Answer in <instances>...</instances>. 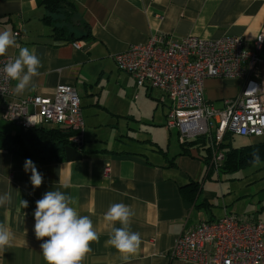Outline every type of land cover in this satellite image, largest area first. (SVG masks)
<instances>
[{
	"label": "crops",
	"instance_id": "crops-1",
	"mask_svg": "<svg viewBox=\"0 0 264 264\" xmlns=\"http://www.w3.org/2000/svg\"><path fill=\"white\" fill-rule=\"evenodd\" d=\"M69 1L90 27L92 39L55 40L52 28L42 21L46 10L38 0H0V31H20L17 43L35 49L42 62L41 75L23 92L16 90V81L11 82L12 95L53 99L59 85L72 86L81 98L85 121L81 160L34 163L43 175L39 188H33L31 173L24 171L26 159L0 146V194L12 195V204L0 207V223L15 235L12 247L0 253V264H46L40 248L43 240L35 237L33 213L36 201L56 189L77 200L78 211L91 218L99 234V242L91 244L82 264H125L121 254L105 243L112 227H120L104 220L113 203L131 206L135 213L131 230L142 238L127 264H194L170 259L177 237L202 222L221 219L239 201L248 205L236 213L264 221V188L235 195L221 174L231 172L214 169L211 151L207 159L205 151L184 146L177 132L165 127L169 104L164 94L139 88L113 60L154 35L174 41L235 36L250 46L264 33V0ZM18 51L10 48L0 59H15ZM258 79L264 85V53ZM241 88L237 80L206 79L205 98L222 109ZM129 121L155 127L150 131L154 133L148 139L125 134V128L135 132ZM236 137L229 135L225 143L236 148L264 144V136L244 137L236 146ZM192 183L198 184V192L190 200ZM22 200L28 201L27 208Z\"/></svg>",
	"mask_w": 264,
	"mask_h": 264
},
{
	"label": "built area",
	"instance_id": "built-area-1",
	"mask_svg": "<svg viewBox=\"0 0 264 264\" xmlns=\"http://www.w3.org/2000/svg\"><path fill=\"white\" fill-rule=\"evenodd\" d=\"M14 35L18 37L20 32ZM263 53L264 33L250 46L235 36L216 40L189 36L174 41L154 35L145 45L130 46L113 60L139 88L164 94L169 104L165 127L176 131L183 145L199 138L207 140L218 171L225 161L222 145L229 135L264 136V85L258 79ZM8 59H0V69ZM206 79L240 81L241 92L218 109L205 98ZM11 82L0 71L3 121L21 129L58 127L72 134L70 146L80 150L85 121L74 87L59 85L53 99H16ZM169 257L194 264H264V221L253 214L225 212L221 219L202 222L179 235Z\"/></svg>",
	"mask_w": 264,
	"mask_h": 264
},
{
	"label": "clouds",
	"instance_id": "clouds-1",
	"mask_svg": "<svg viewBox=\"0 0 264 264\" xmlns=\"http://www.w3.org/2000/svg\"><path fill=\"white\" fill-rule=\"evenodd\" d=\"M10 48L18 49L15 59L9 58L0 71L6 79L16 81V90L23 92L32 84L33 78L41 75L39 69L42 62L35 49L22 47L17 43L10 30L0 31V57L5 56ZM29 122L31 120L29 119ZM253 167L261 164L259 151L252 152L250 161ZM24 171L30 172L33 188L43 183V175L37 170L31 159H26ZM24 208L28 201H21ZM77 200L71 195L56 189L47 191L36 201L34 215V233L37 240H43L40 248L46 264H82L91 244L99 242V234L88 215L78 211ZM12 204L11 192L0 194V207ZM135 215L131 206L124 203H113L104 214V220L110 225L116 222L120 227L113 226L106 245L116 249L122 260L127 264L142 244L141 234L131 230L132 217ZM48 239H44V238ZM15 235L4 223H0V253L12 247Z\"/></svg>",
	"mask_w": 264,
	"mask_h": 264
},
{
	"label": "trees",
	"instance_id": "trees-1",
	"mask_svg": "<svg viewBox=\"0 0 264 264\" xmlns=\"http://www.w3.org/2000/svg\"><path fill=\"white\" fill-rule=\"evenodd\" d=\"M46 10L42 21L52 28L55 40H89L92 39L90 27L78 16L73 2L69 0H38ZM20 32V31H19ZM15 34V33H14ZM72 134L58 127H37L19 129L17 133L0 130V146L3 150L31 159L34 163L60 162L66 160V148L72 145L69 138ZM184 146H197L208 153L210 151L205 139L187 142ZM225 161L221 169L235 173L252 167V152L258 150L261 162H264V144L256 146L233 147L230 141L222 145ZM208 163V161H207ZM192 188L190 200L198 192V184L188 185Z\"/></svg>",
	"mask_w": 264,
	"mask_h": 264
},
{
	"label": "rangeland",
	"instance_id": "rangeland-1",
	"mask_svg": "<svg viewBox=\"0 0 264 264\" xmlns=\"http://www.w3.org/2000/svg\"><path fill=\"white\" fill-rule=\"evenodd\" d=\"M159 94V93H158ZM130 122V121H129ZM130 128L135 129L133 132L132 130L127 131V128L124 129L125 134L130 133L131 136L138 137L140 139H148L150 137V134L154 132H150L155 130V127L146 125H136L133 121L130 122ZM0 127L4 128L2 130L8 131L10 133H17L20 128L15 127L13 125L7 124V122H2V125ZM123 127V124H122ZM176 132L173 133V139L176 140L175 134ZM174 140V141H175ZM244 137H236V146L240 145V142H244ZM176 143V142H175ZM222 174V177H224L226 183V187H231L233 190H235V195H241L244 193H253L256 191H260L261 188H264V162H261L259 166L256 167H250L248 169L241 170L237 173H227V174ZM263 177V180H259L260 178ZM259 180V181H257ZM251 200V199H249ZM222 205V203H220ZM218 203V206H220ZM248 205V202H237L234 206V210H240L242 207H246ZM233 211V213H236L233 209H230ZM237 214H239L237 212ZM243 215V214H239Z\"/></svg>",
	"mask_w": 264,
	"mask_h": 264
},
{
	"label": "water",
	"instance_id": "water-1",
	"mask_svg": "<svg viewBox=\"0 0 264 264\" xmlns=\"http://www.w3.org/2000/svg\"><path fill=\"white\" fill-rule=\"evenodd\" d=\"M82 147V146H81ZM67 161H77L81 160L82 153L80 150H77L71 146H68L65 151Z\"/></svg>",
	"mask_w": 264,
	"mask_h": 264
}]
</instances>
